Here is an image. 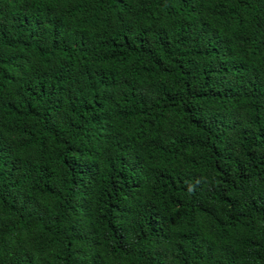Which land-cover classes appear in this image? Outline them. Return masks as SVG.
<instances>
[{
	"label": "trees",
	"instance_id": "trees-1",
	"mask_svg": "<svg viewBox=\"0 0 264 264\" xmlns=\"http://www.w3.org/2000/svg\"><path fill=\"white\" fill-rule=\"evenodd\" d=\"M0 264H264V0H0Z\"/></svg>",
	"mask_w": 264,
	"mask_h": 264
}]
</instances>
